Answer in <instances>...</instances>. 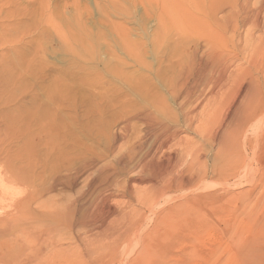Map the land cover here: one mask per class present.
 I'll return each mask as SVG.
<instances>
[{
    "label": "bare ground",
    "instance_id": "6f19581e",
    "mask_svg": "<svg viewBox=\"0 0 264 264\" xmlns=\"http://www.w3.org/2000/svg\"><path fill=\"white\" fill-rule=\"evenodd\" d=\"M145 1L162 73L116 66L122 91L77 68L68 144L62 85L42 111L17 96L4 32L19 15L0 9V214L18 216L0 264H264V0ZM140 46H120L123 68H148Z\"/></svg>",
    "mask_w": 264,
    "mask_h": 264
},
{
    "label": "rangeland",
    "instance_id": "374dc122",
    "mask_svg": "<svg viewBox=\"0 0 264 264\" xmlns=\"http://www.w3.org/2000/svg\"><path fill=\"white\" fill-rule=\"evenodd\" d=\"M8 2L9 4H7ZM146 5L148 6L145 0H0V9L8 14L10 20L13 16L19 15L16 23L4 32V40L8 43L5 48L8 52V58L13 61L16 69L22 70L21 75L17 76L19 82L16 87L17 96L21 90L28 91L27 94L29 92L36 94L37 102L35 104L30 103V97H27L28 100L26 99L25 103L28 101V107L32 105L36 106V109L42 106L43 108L39 109L42 111L45 107L44 103H47L46 86L52 85L53 82L57 83L58 86L62 85L61 88L65 90L64 106L58 109L60 113L58 110L53 111L58 112L57 115L60 114L57 120H59L60 125L67 128L65 129L67 132L64 130L67 134L68 85L74 82L77 89L79 88L76 78L73 79L79 73L77 68L85 67L89 70L88 72L99 73L103 78L105 77L103 81L116 85L122 91H126V88L113 73L114 71L117 72L116 66L117 69H121L118 70L119 72L123 71L121 74L127 72L129 75L130 72L131 76H134V72L135 76L137 73L138 75L148 73L146 75L154 78L153 73L155 72L152 70L156 71L160 67L158 72L162 73L167 46H151L149 35L154 34L153 29L156 28V21L153 15H147L144 11ZM120 31L126 33L125 41L121 39ZM193 32H195L194 29ZM242 33H245V30ZM258 35L255 34V36ZM243 37L244 35L242 40H244ZM229 39H226L225 42L227 43L224 42V46H230L227 49L228 53L236 45V40L230 39L233 40L232 44L235 43L232 45L230 44L232 41L230 42ZM125 42L132 45L137 44V46L145 45L146 52L142 58L146 60V63L148 62V68L144 69L131 62L133 66L130 68L131 64H128L130 60L127 61L124 55L117 52L121 50L120 46ZM72 49L78 50L76 53L82 55L83 58L85 57V61L81 62L73 57ZM115 57L118 58L115 60ZM83 58L81 59L83 60ZM126 61L128 62L126 63L128 70L121 65L123 62L124 65ZM123 69L126 71L124 72ZM155 85H157L158 91L162 89L161 92H163L159 82L156 81ZM80 89L83 90L81 87ZM79 92H82L81 95L83 94V91L79 90ZM39 103L41 106L36 105ZM66 134L62 141L68 144V134ZM0 172L4 175L2 168ZM10 211L0 214V229H5L11 221L18 218L17 214H14L10 219H7L6 215Z\"/></svg>",
    "mask_w": 264,
    "mask_h": 264
}]
</instances>
